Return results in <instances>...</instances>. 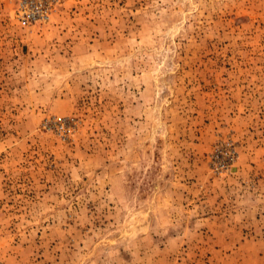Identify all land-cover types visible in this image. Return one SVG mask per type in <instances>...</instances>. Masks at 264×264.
<instances>
[{
  "label": "rangeland",
  "instance_id": "374dc122",
  "mask_svg": "<svg viewBox=\"0 0 264 264\" xmlns=\"http://www.w3.org/2000/svg\"><path fill=\"white\" fill-rule=\"evenodd\" d=\"M0 0V264H264V0Z\"/></svg>",
  "mask_w": 264,
  "mask_h": 264
},
{
  "label": "built area",
  "instance_id": "2783aa9c",
  "mask_svg": "<svg viewBox=\"0 0 264 264\" xmlns=\"http://www.w3.org/2000/svg\"><path fill=\"white\" fill-rule=\"evenodd\" d=\"M14 2L23 25L46 21L50 17V0H14Z\"/></svg>",
  "mask_w": 264,
  "mask_h": 264
}]
</instances>
